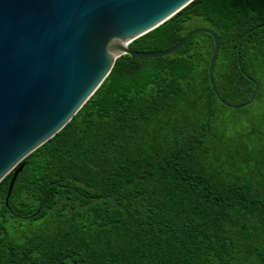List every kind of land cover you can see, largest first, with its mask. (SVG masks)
<instances>
[{"label":"trees","instance_id":"16d2710c","mask_svg":"<svg viewBox=\"0 0 264 264\" xmlns=\"http://www.w3.org/2000/svg\"><path fill=\"white\" fill-rule=\"evenodd\" d=\"M197 27L219 96L252 103L212 92L207 33L118 57L0 182V264H264V0H193L128 47Z\"/></svg>","mask_w":264,"mask_h":264},{"label":"water","instance_id":"95a60500","mask_svg":"<svg viewBox=\"0 0 264 264\" xmlns=\"http://www.w3.org/2000/svg\"><path fill=\"white\" fill-rule=\"evenodd\" d=\"M191 1L0 0V182L12 173L5 201L23 159L70 121L122 55L166 56L207 33L213 38L207 70L212 92L229 108L252 103L256 86L240 104L219 96L212 76L219 41L210 29L193 28L162 51L129 49Z\"/></svg>","mask_w":264,"mask_h":264},{"label":"rangeland","instance_id":"374dc122","mask_svg":"<svg viewBox=\"0 0 264 264\" xmlns=\"http://www.w3.org/2000/svg\"><path fill=\"white\" fill-rule=\"evenodd\" d=\"M258 107H259V104L257 102H254L252 104V107L249 108V113L256 114Z\"/></svg>","mask_w":264,"mask_h":264}]
</instances>
